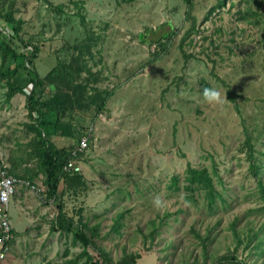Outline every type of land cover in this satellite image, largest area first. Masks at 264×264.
Wrapping results in <instances>:
<instances>
[{
    "label": "rangeland",
    "instance_id": "obj_1",
    "mask_svg": "<svg viewBox=\"0 0 264 264\" xmlns=\"http://www.w3.org/2000/svg\"><path fill=\"white\" fill-rule=\"evenodd\" d=\"M6 12L29 43L21 50L38 49L16 84L60 66L29 99L73 81L95 102L80 101L59 130L48 129L66 150L90 129L78 159L84 184L73 191L60 179L49 198L27 97H6L3 74L13 63L0 60V169L20 180L0 264H85L81 244L53 226L59 204L88 227L93 260L101 248L109 264L125 253L137 264H234L232 256L264 264V0H0ZM206 87L220 92L219 103L203 100ZM103 91L112 93L100 106ZM188 166L211 175L219 194L211 205L187 184Z\"/></svg>",
    "mask_w": 264,
    "mask_h": 264
},
{
    "label": "trees",
    "instance_id": "obj_2",
    "mask_svg": "<svg viewBox=\"0 0 264 264\" xmlns=\"http://www.w3.org/2000/svg\"><path fill=\"white\" fill-rule=\"evenodd\" d=\"M187 5H190V0H184ZM0 27L8 25L11 27V35H8L0 29V60L1 65L6 62L13 63L12 66L6 67V72L3 76L6 79V97L10 98L16 93H23L27 97L26 106L28 115L32 118V124L30 125L33 131L32 141L35 144V151L39 163L44 173V183L46 185V195L49 198H56L57 184L60 179H63L65 188L72 189L75 191L77 186H82L83 177L79 172H70L63 170V164L70 155L71 148L66 150L64 148H57L53 142L49 139V128H53V132L56 131L61 125V119L65 114L73 108L75 104H80V101L85 100L87 104H93L95 102V96L88 93L87 85L81 82L69 81L66 90H58L50 94L45 98H38L37 100L31 101L30 94H34L37 89L42 90L45 82L52 76L53 72H56L60 67L59 64L50 69L44 77H39L36 73L28 75L24 78L22 84H16L13 80L17 69L19 67L28 71L33 69L31 63V57L35 54L38 49L36 46L31 47V51L25 52L21 50V46L27 47L29 43L19 38V21L15 20L10 12L0 13ZM19 40L20 45L16 44V40ZM21 56L23 60L15 62V58ZM24 60L26 64H24ZM32 84V90L30 94L24 93V87L28 84ZM97 90V89H95ZM111 91H103V95L100 97V106H102L109 96ZM101 94V93H100ZM64 134V133H62ZM244 145L247 149V158L249 160L250 169L255 177H258V167L255 162L253 155V147L250 142V137H246ZM185 180L189 186H195L202 188L205 191L207 203L211 205L215 202L216 196L219 194L215 191L212 182L211 175L208 174L205 168L197 169L188 166L186 170ZM261 193H263L264 186L260 183ZM74 222L78 225L77 230H73ZM53 226L59 230L70 232L75 241H78L83 247L81 254L85 257V264H109L110 258L108 254L101 248L98 249V259L93 260L90 255L86 252L85 248L89 245H93L91 237L88 236L83 230L88 228L86 224L78 217L74 220L71 216H68L62 209L61 205H58L57 214L54 218ZM254 235H256L254 233ZM258 243L260 238H257ZM256 247V244H255ZM136 253H125L123 254L114 264H137ZM234 264H241L236 260L234 256L231 257Z\"/></svg>",
    "mask_w": 264,
    "mask_h": 264
},
{
    "label": "built area",
    "instance_id": "obj_3",
    "mask_svg": "<svg viewBox=\"0 0 264 264\" xmlns=\"http://www.w3.org/2000/svg\"><path fill=\"white\" fill-rule=\"evenodd\" d=\"M1 31L8 34L11 33V27L5 25L0 27ZM32 90V84L28 83L24 87V93L30 94ZM90 129L85 133L79 135L76 145L71 149L70 155L63 164L64 171L80 172L81 165L78 161L82 152L88 147L90 141ZM20 180L7 169H0V263L6 257L10 251V244L13 238L12 227L9 221L7 209L9 197L14 193L16 185ZM26 185L32 186L29 182H25ZM33 187V186H32Z\"/></svg>",
    "mask_w": 264,
    "mask_h": 264
},
{
    "label": "clouds",
    "instance_id": "obj_4",
    "mask_svg": "<svg viewBox=\"0 0 264 264\" xmlns=\"http://www.w3.org/2000/svg\"><path fill=\"white\" fill-rule=\"evenodd\" d=\"M203 100L207 103H219L221 101V94L218 90L214 88H204L202 91ZM154 204L157 207L161 206V200L156 198Z\"/></svg>",
    "mask_w": 264,
    "mask_h": 264
},
{
    "label": "crops",
    "instance_id": "obj_5",
    "mask_svg": "<svg viewBox=\"0 0 264 264\" xmlns=\"http://www.w3.org/2000/svg\"><path fill=\"white\" fill-rule=\"evenodd\" d=\"M12 227V226H11ZM12 232H13V227H12Z\"/></svg>",
    "mask_w": 264,
    "mask_h": 264
}]
</instances>
